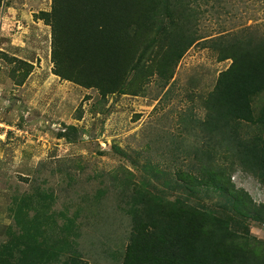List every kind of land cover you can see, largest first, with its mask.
Wrapping results in <instances>:
<instances>
[{
    "label": "rangeland",
    "instance_id": "rangeland-1",
    "mask_svg": "<svg viewBox=\"0 0 264 264\" xmlns=\"http://www.w3.org/2000/svg\"><path fill=\"white\" fill-rule=\"evenodd\" d=\"M50 5L0 0V243L11 235L8 226L14 228L13 198L40 193L62 226L51 231L49 224L46 235L66 236L68 249L75 247L85 264H121L131 229L128 207L140 197L139 184L148 181L147 193L156 187L173 199L181 192L165 187L167 180L176 181L181 171L198 176L196 154L204 160L200 151L213 141L200 122L203 97L230 59L219 61L205 39L247 25L264 35V0L199 2L202 38L169 81L149 76L135 93L106 96L53 72L50 27L35 16ZM263 103L264 91L254 106ZM209 147L215 164L233 160L223 148ZM151 166L165 173L152 176ZM230 181L255 204L264 203V187L249 171L237 166ZM210 194L203 201L218 209L220 198ZM37 208L35 201L28 219ZM235 229L264 240L260 222L241 221Z\"/></svg>",
    "mask_w": 264,
    "mask_h": 264
},
{
    "label": "trees",
    "instance_id": "trees-1",
    "mask_svg": "<svg viewBox=\"0 0 264 264\" xmlns=\"http://www.w3.org/2000/svg\"><path fill=\"white\" fill-rule=\"evenodd\" d=\"M199 2L208 0H51L50 9L35 16L50 27L53 72L106 96L135 93L149 76L169 81L185 51L202 38L196 28L202 18ZM259 32L247 25L205 39L217 59L230 64L203 97L206 116L200 122L213 140L207 146L223 148L233 160L215 164L206 147L200 151L204 160L196 154L198 176L181 171L179 179L165 183L181 192L173 199L156 187L147 193L150 183L142 181L139 199L128 207L131 229L121 264H264V240L235 229L245 220L264 224V203L255 204L230 181L239 166L264 187V103L254 106L264 91ZM150 170L152 176L165 173ZM211 192L220 198L218 209L203 201ZM35 201L38 208L28 219ZM10 207L14 228L8 226L11 235L0 243V264H85L75 247L68 249L66 236L46 235L49 224L51 231L62 226L53 220L44 195L14 197Z\"/></svg>",
    "mask_w": 264,
    "mask_h": 264
}]
</instances>
